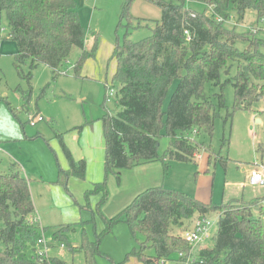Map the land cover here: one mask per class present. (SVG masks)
Instances as JSON below:
<instances>
[{
  "label": "trees",
  "instance_id": "obj_1",
  "mask_svg": "<svg viewBox=\"0 0 264 264\" xmlns=\"http://www.w3.org/2000/svg\"><path fill=\"white\" fill-rule=\"evenodd\" d=\"M144 1L160 8L162 18L156 21L151 36L133 42L131 32L146 20L132 15L135 0H124L118 26L124 27L126 33L122 41L117 39L113 52L117 62L113 83L117 84L116 103L120 110L102 119L106 175L120 176L122 170L153 161H162L167 174L170 162L196 163L197 155L203 152L209 161L215 158L226 164L213 148L182 133L193 129L212 133L215 105L206 96L205 84L214 82L223 89L231 81L222 83L221 74L230 71L233 63L237 65L232 80L234 108L253 110L259 99L264 100V40L258 32H240L228 23L234 18L242 22L250 10L264 18V0ZM190 2L201 3L205 9L191 10L187 7ZM76 6V0H0V11L5 13L10 28L9 38L17 45L14 66L21 73V67L30 64L31 72L26 76L29 82L39 65L59 74L76 49L81 55L73 68L75 76L81 78L85 62L95 57L98 36H94L95 42L88 49V29ZM177 80L179 84L165 110L169 90ZM218 97L217 106H224L223 94ZM58 135L69 165L62 173V183L67 185L71 177L85 179L87 162L75 160ZM162 137H167L170 144L161 156ZM261 153L264 166V145ZM13 169L0 174V264H66L50 257L41 261L37 255L39 240L46 230L37 221L29 180ZM93 186L86 193L87 199L90 194L106 190L105 182ZM261 201L205 203L163 186L149 188L122 213L131 233L141 234L145 240L141 249L129 253L122 263L132 258L144 264L186 262L192 247L175 232L191 230L199 218L219 213L213 246L202 248L193 264H264ZM119 220L104 217L106 228L97 234L96 242L87 237L82 227V244L73 247L72 252L82 251L85 264H99L98 258L106 257L100 244ZM76 226L79 224L56 227L52 240L61 241L66 248L67 235L75 232Z\"/></svg>",
  "mask_w": 264,
  "mask_h": 264
},
{
  "label": "rangeland",
  "instance_id": "obj_2",
  "mask_svg": "<svg viewBox=\"0 0 264 264\" xmlns=\"http://www.w3.org/2000/svg\"><path fill=\"white\" fill-rule=\"evenodd\" d=\"M76 4L82 24L88 29L86 47L93 46L94 36L99 39L96 55L85 62L81 78L75 76L73 68L81 55L76 49L59 74L39 65L32 71L29 82L26 76L31 72L30 64L21 67L23 73L14 66L17 45L9 38V24L5 13L0 11V174H8L14 167L13 171L29 180L36 218L49 239L56 227L79 224L75 232L67 235L66 248L61 249V241H50L48 256L66 264H85L82 251L72 252L73 247L82 244V227L87 237L96 242L97 234L106 228L104 217L107 220L119 217L100 244V251L106 257H99L98 261L99 264H123L129 253L141 249L145 240L141 234L131 233L122 213L150 187L163 186L205 203L253 202L261 197L264 202V187L248 184L253 171H262L264 100L259 99L253 110L234 108L235 63L230 71L221 74L222 83L231 81L223 89L214 82L205 84L206 96L215 105L212 133L200 129L182 133L186 138L213 148L226 164L215 158L209 161L208 154L203 152L197 155L196 163L170 162L167 174L162 161H153L122 170L120 176L106 175L102 119L107 113L115 114L120 110L117 94L110 97V90L117 93V84L113 83L117 68L113 52L117 39L122 41L126 33L124 27L118 26L124 0H76ZM187 7L199 12L205 9V5L198 2H190ZM131 13L146 20L131 32L133 42L151 36L156 21L162 18L161 9L144 0H135ZM228 23L240 32H258L259 38L264 40V18H259L255 11H247L242 22L234 18ZM178 84L177 80L171 86L165 110ZM220 94L225 102L222 107L217 106ZM36 115L44 120L33 127L29 118ZM58 134L75 160L87 162L85 179L71 177L67 185L62 183L65 179L62 173L68 169V162ZM169 144L167 137L160 139L161 156ZM98 182L106 183L105 192L90 194L87 199L86 193ZM219 217V213L208 216L214 223L213 237ZM175 233L182 236L184 232ZM201 245L192 246L193 259Z\"/></svg>",
  "mask_w": 264,
  "mask_h": 264
},
{
  "label": "built area",
  "instance_id": "obj_3",
  "mask_svg": "<svg viewBox=\"0 0 264 264\" xmlns=\"http://www.w3.org/2000/svg\"><path fill=\"white\" fill-rule=\"evenodd\" d=\"M87 44V41H86ZM116 91L114 92L113 89L110 90V97L116 96ZM44 118L40 115L32 116L29 118V123L34 127L39 122L43 121ZM248 184L251 186H263L264 187V166L262 164V171H253L251 173V176L249 178ZM37 221H39L37 219ZM214 226V223L208 219V218H199L196 220L194 224V228L191 230H187L183 233L182 237L184 240L192 247L194 244H203L205 241L213 238V235L211 233V230ZM52 241V239L48 238L43 233V237L39 240V250L37 252V255L39 256L40 260L43 261L47 259L48 256V249H49V243ZM61 249L65 248L64 244L60 245ZM181 257L184 256V254H180ZM191 253L187 261L194 262L195 259H190ZM161 263H166L165 261H161Z\"/></svg>",
  "mask_w": 264,
  "mask_h": 264
},
{
  "label": "crops",
  "instance_id": "obj_4",
  "mask_svg": "<svg viewBox=\"0 0 264 264\" xmlns=\"http://www.w3.org/2000/svg\"><path fill=\"white\" fill-rule=\"evenodd\" d=\"M38 135H39V133H38ZM37 135V136H38ZM70 150V149H69ZM72 153V152H71ZM201 158H202V156H201ZM200 158V159H201ZM81 160V159H80ZM68 162V161H67ZM69 166V165H68ZM150 188H152V187H150ZM154 188V187H153ZM149 189V188H148ZM256 199H260V200H263V197H261V198H256ZM253 200H255V199H253ZM250 201V200H249ZM252 201V200H251ZM38 219V218H37ZM210 240H212V238L211 239H209V240H207V241H205L199 248V251H198V253H196L197 255H196V257L198 256V254H199V252H200V250L202 249V248H211L212 246H213V244L214 243H212ZM152 254V253H151ZM193 254L191 253V258L190 259H193ZM186 263H191V261H186ZM125 264H144V263H142V262H140V261H138L137 259H135V258H132L129 262H127V263H125ZM160 264H183V261H180V262H166V263H160Z\"/></svg>",
  "mask_w": 264,
  "mask_h": 264
}]
</instances>
